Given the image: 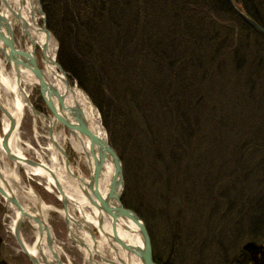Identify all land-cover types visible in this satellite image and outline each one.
I'll list each match as a JSON object with an SVG mask.
<instances>
[{
	"label": "trees",
	"instance_id": "trees-1",
	"mask_svg": "<svg viewBox=\"0 0 264 264\" xmlns=\"http://www.w3.org/2000/svg\"><path fill=\"white\" fill-rule=\"evenodd\" d=\"M38 1L55 62L100 114L119 201L153 262L264 264V38L225 0ZM232 1L264 29V0Z\"/></svg>",
	"mask_w": 264,
	"mask_h": 264
},
{
	"label": "water",
	"instance_id": "water-1",
	"mask_svg": "<svg viewBox=\"0 0 264 264\" xmlns=\"http://www.w3.org/2000/svg\"><path fill=\"white\" fill-rule=\"evenodd\" d=\"M37 5L36 12L40 16V29L44 33L45 43L40 46L39 53L43 60L46 59V42L49 38H52L48 30L44 27V15L40 10L39 1L33 0ZM229 8L233 13L249 28L258 32L264 38V29L258 26L253 20H251L243 11L235 7L232 0H225ZM21 22V25L20 23ZM19 28L20 37L24 40L26 36V24L20 21V16L17 12H14L9 8L5 0H0V55L2 56L6 65L14 71L17 79L18 89L22 94V99L25 106L29 109L31 115L43 122V127L46 131L45 140L51 144V146L57 151L59 158L62 162L63 169L66 174L73 180L71 187L66 189L76 190L78 196L83 199V205H87L85 208L87 214L92 217L95 224H89L84 219L72 220L73 226L79 229L80 236H77L68 228V221L71 219L69 212L72 215L70 207L75 204L78 206L79 203L73 202L71 198L64 191V184H61L56 176L43 166L38 161L30 160L27 158H19L13 154L8 147V140L11 133L17 129L19 120H16L10 116L7 110L0 103V113L4 114L9 120V125L5 132L1 135V147L3 149L5 157L10 162H22L29 167H42L45 172L49 175L52 183L51 186L58 197L55 198L59 202L62 210V220L67 227L68 235H75V238L69 240L78 248H86L82 239L91 242V253L87 256L86 262L88 264H97L93 259V256L99 258L103 264H115V261L123 263L117 256L114 258L118 251H122L127 255L133 256L140 264H155L152 259V251L150 239L146 230V227L142 220L131 210L124 208L120 201L121 191L123 189V177H122V166L121 162L111 146L107 143L106 138H100L95 136L87 128L82 113L79 107L75 104L67 105L65 103V91L59 92V90L47 80L37 65L35 53L28 51L23 44L20 48L14 41V28ZM53 39V38H52ZM30 44H34L30 41ZM56 52V47H55ZM54 64L60 73V81L63 84L65 90L70 88L66 78V74L57 65L54 58ZM28 70L34 77L36 83L33 87L36 88L37 95L41 99L46 114H42L36 111L30 104L28 95L19 87V72L21 70ZM75 87V86H73ZM20 119V118H19ZM55 127H57L58 135H71L76 134L84 138L88 142L87 150L84 152L88 167V177L84 179L80 175H77L72 171L71 163L65 153V150L58 141L55 134ZM105 161H109L112 165V176L109 180L107 191L102 195L98 189V178L101 172V168ZM16 188V186H15ZM34 192V191H33ZM34 194L39 199L38 195ZM0 196L4 199L5 203L10 205L15 211L18 212L17 217L13 221L12 237L15 244L19 248L22 255L27 259L29 264H70L68 261H64L59 256L58 247L53 239L51 229L42 219L39 214V208H36V212L32 210H23L16 196L11 192V189L6 185L3 179H1L0 185ZM40 200V199H39ZM73 216V215H72ZM30 219L35 224L37 232V238L35 239V247L38 257L30 254L25 248V244L22 241L20 228L23 220ZM129 222L135 227V230H130L128 225ZM106 226V227H104ZM70 227V226H69ZM108 228V231L106 230ZM117 229L121 232L132 231L136 234L140 241V246H132L127 244L117 234ZM82 234V236H81ZM84 235V236H83ZM43 238V247L48 251L49 258L43 255L42 248L40 246V240ZM78 238L80 240H78ZM103 240L106 244L105 249L110 251L111 260L105 258L103 254H100L98 250L99 240ZM102 249V248H101ZM88 251V250H87Z\"/></svg>",
	"mask_w": 264,
	"mask_h": 264
},
{
	"label": "bare ground",
	"instance_id": "bare-ground-1",
	"mask_svg": "<svg viewBox=\"0 0 264 264\" xmlns=\"http://www.w3.org/2000/svg\"><path fill=\"white\" fill-rule=\"evenodd\" d=\"M5 1L8 4L10 9H12L14 12H17L19 14L20 21H23L26 24V28H25L26 36H24V38H23L24 40H22V42L28 51L34 52L36 47L40 48V46H42L45 43L44 33L41 31L39 24H38V19L40 17L38 15V13L36 12V9L38 7L35 6V4L33 3V0H12L16 4L12 3L11 0H5ZM19 23L21 25V22H19ZM30 41H32L34 44L31 45ZM55 47H56L55 40L52 38H49L46 42V49H47L46 53H45L46 59L43 60V58L41 57L43 68L40 67V65L37 61V65H38L39 69L41 70L43 76L47 80H49L51 83H53V85L59 90V92L65 91V94H66L65 103L67 105L75 104L79 107V109L82 113V116H83V120H84L87 128L89 129V131L91 133H93L95 136H98V137L104 139V132H103V129L101 128V126L99 124L97 114H96L93 106L91 105V103L86 98V96L80 90H78L77 88H74L73 86L65 90L63 84L61 83V81H60L61 75L58 72L57 67L54 64ZM9 71L12 74V77L8 75V72L6 71L5 67L3 66V64L0 60V103L7 110V112L10 114V116L13 117L17 122L19 120V118L21 117L22 109L25 107V104H24L23 99H22V94L18 89L17 79L15 77L14 71L11 68H9ZM19 76H20L19 87L22 88V90L27 94V91L25 88L34 86L36 81H35L34 77L32 76V74L28 70H24V69L21 70L19 72ZM8 125H9V120L7 119V117L4 114L0 113V185H1V179H3L4 182L6 183V185L11 189V192L14 195L16 194L15 193L16 191H20L21 195H19V196H22L32 206V208H28L26 206L21 205L22 209L23 210L28 209V210H32L33 212H36V208H39V214L42 216L43 213L49 209V207L44 205L37 198V196L34 194V192L32 190L25 191L23 188H21L19 186L17 168L24 169V171L27 175H36V176L44 178L48 182L50 187H52L51 186L52 181H51L49 175L47 174V172H45V170L42 167H29L22 162H12L14 170L8 169L6 163L3 162V159H5V155H4L3 149L1 147V135L3 132H5ZM62 136L65 139H68L67 137H70L71 139H75L76 142L78 143L77 146H79L78 153L84 156V152L87 150V147H88V142L86 139L80 137L77 134L75 136L68 135L66 137L65 133H64V135H62ZM18 141L19 140H18V135H17V129H15L11 133L10 138L8 140V143H7L9 150L13 154L18 156L19 158H25L24 153H23L24 151L21 150V148L17 145ZM72 141L73 140H69L68 142L71 146L74 145V147H75V144ZM47 150L51 153L50 166H47L41 159H37L36 161H38L43 166H45L49 171H51L56 176V178L58 179V181L61 184H64L65 187L63 189H64L65 193L68 195L69 198H71L73 200L74 203L75 202L79 203L78 206H75V204H73V206L70 207V209H74L75 211H77V213H79L80 216H79V214L72 216L69 212L71 219H69V221H68V228H70L69 226H71V228H72V226H73V224L71 223L72 220H75L78 217H79L78 219H84L89 224H95L94 219L87 214L85 208H88V207H86L87 206L86 204L83 205V199L80 196H78L77 191L72 190V189H66V187L72 186L73 180L64 171L62 162L58 158L57 151L51 146V144L48 145ZM84 158H85V156H84ZM72 171L74 173H76L73 169H72ZM111 176H112V165L109 161H105L103 163V166L101 168V172H100V175L98 178V189L102 195H104L107 191V186H108V183H109ZM15 186H16V188H15ZM50 187L48 189L51 191L52 188H50ZM6 207H7V209L9 208V209L13 210L14 220H15V218L18 215V212L15 211L8 204L6 205ZM60 213H62V212H60ZM45 218H46V216H45ZM42 219L44 220L43 216H42ZM28 220L32 223V226L35 228V224L30 219H28ZM126 224L128 225L130 230H135V227L132 224H130L129 222H127ZM104 227H106V226H104ZM71 228L69 229L70 232L72 231ZM106 230L108 231V228H106ZM117 234L127 244H130L132 246H140L139 238L136 234H134V232H132V231L121 232L117 229ZM35 237L37 238V232L35 234ZM70 238L76 239L74 234H73V236L70 234ZM86 241H87V243H84L86 248H83V249L90 250L91 249V242L88 240V238L86 239ZM34 243H35V241L31 245H27V243H26L25 248L27 249V251L30 254L38 257V254L36 252L37 249H36ZM99 245L106 247V244L102 239L99 240L98 246ZM40 246L42 248L43 255H45L49 258L47 249L45 247H43V238H42V240H40ZM116 256L120 260H122L123 263L116 260L115 264H140L139 261L136 260L133 256L127 255L122 251H118L116 255L114 254V258H116Z\"/></svg>",
	"mask_w": 264,
	"mask_h": 264
},
{
	"label": "rangeland",
	"instance_id": "rangeland-1",
	"mask_svg": "<svg viewBox=\"0 0 264 264\" xmlns=\"http://www.w3.org/2000/svg\"><path fill=\"white\" fill-rule=\"evenodd\" d=\"M12 3L14 2L12 1ZM35 6L37 7L36 4ZM38 24L40 26V17L38 19ZM13 38H14L15 44L17 43L18 46L22 48L23 42H22V38L20 37L19 28L17 26L14 28ZM56 48H57V45H56ZM34 53H35L36 59L40 67L43 68L42 59L40 57L39 49L37 47L35 48ZM0 60L3 66L5 67L6 71L8 72V75L12 77V74L9 71V67L6 65L1 55H0ZM25 89L27 91L28 99L30 102L31 98H33L32 97L33 91L36 90V88L32 86V87H26ZM93 108L97 114L99 124L101 128L103 129L100 114L98 113V111L95 109L94 106ZM43 122L39 121L38 118L33 117L29 109L25 106L22 109V114L19 119V124L17 127V135H18V140H19L17 145L21 148V150L24 151L23 153H24L25 158L30 159V160L41 159L47 166H50L51 153L47 150L49 143L43 137V136H46V131L43 127ZM56 131H57V127H55V132ZM103 132H104V137L106 138V132L104 129H103ZM65 136L67 137L68 135L65 134ZM57 138L59 139V143L62 144L63 149L64 150L67 149L69 152L68 157L70 158L69 162L71 163V168L76 172V174L87 179L88 167H87L86 159L84 158L83 155L78 153L79 146H77L78 143L76 142V140L71 139L70 137H67L68 139H65L61 134ZM69 140H73L72 142H74L75 147L74 145L71 146L69 144L68 142ZM58 158H59V155H58ZM3 162L6 163L8 169L14 170L12 162H10L6 157L5 159H3ZM17 175H18L19 186L23 188L25 191L27 190L34 191L38 195L40 201L44 205L49 207V209L46 212H44L42 216L44 217L45 222L51 229V233H52L56 246L59 247L58 251L60 252L59 256L61 255L60 256L61 259L64 261H68L70 264H88L86 262L87 255H89V253H91L92 251L91 249L87 251L83 248H78L77 246H75L73 243L70 242L69 240L70 235H68L67 227L65 226L62 220V213H60L62 212L61 207L55 206L52 201L53 199H56L53 188L49 186L48 182L44 178L36 176V175H27L24 169L22 168H17ZM33 186H37L41 188L42 190L41 196L33 189ZM49 187L52 188L51 190L52 192L48 189ZM15 193H16L15 194L16 198L18 199V201H20L19 203L21 205L26 206L28 208H32L31 204L27 200H25L22 196H19L21 195L20 191H16ZM6 205L7 203H5L3 198L0 197V208H2V210H0V239H1L0 255L4 257L9 264H29L27 259L20 252L19 248L15 244L14 239L12 237L11 228H12L13 220H14V212L12 209H9V208L7 209ZM71 210H72L71 211L72 215L75 216L79 214L74 209H71ZM71 229L74 234H76L77 236H80L78 233L80 231L79 229L75 228V226H72ZM20 234H21V238L24 244L27 243V245H31L35 241L36 229L32 226V223L28 219L23 220L21 224V228H20ZM160 235L161 234L154 235V238H155L154 243H155V247L162 249L163 242H162ZM78 240L80 239L78 238ZM82 242L87 243V241L84 238L82 239ZM165 244H166V241H165ZM98 250L100 254H103L105 258H108L111 260L112 258L111 254L109 253L107 249L99 245ZM93 259L97 262V264H103L99 260V258H97L96 256H93ZM263 260H264V257H263Z\"/></svg>",
	"mask_w": 264,
	"mask_h": 264
}]
</instances>
